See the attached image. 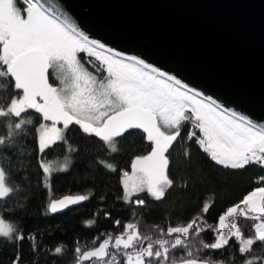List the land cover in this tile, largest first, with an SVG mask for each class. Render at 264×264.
<instances>
[{
  "label": "snow or ice",
  "instance_id": "snow-or-ice-1",
  "mask_svg": "<svg viewBox=\"0 0 264 264\" xmlns=\"http://www.w3.org/2000/svg\"><path fill=\"white\" fill-rule=\"evenodd\" d=\"M73 128L105 153L106 158L92 161L96 174L117 175V199L134 219L114 220L116 231L94 236L91 246L77 241L70 264H264V177L215 224L204 218L212 207L208 203L185 223L142 225L135 219L137 209L147 208L149 200L163 201L175 186L170 157L178 144L185 145L188 163L191 142L225 170L264 169V123L222 106L138 56L91 39L41 0H0V243L16 249L9 264H22L25 241L38 264L42 247L35 233L26 234L4 217L7 201L19 204L27 195L15 177L34 165L48 191L54 174L71 166L54 168L48 153L59 148L65 160L77 153L69 142ZM134 134L149 150L130 161V170L110 163L119 139ZM26 158H31L27 167ZM89 199V194L51 199L46 214ZM103 215L111 217L110 212ZM86 224L92 227L95 220ZM206 232L212 233L211 242L203 239ZM68 251L65 246L52 249V264ZM215 254H227V259H215Z\"/></svg>",
  "mask_w": 264,
  "mask_h": 264
},
{
  "label": "water",
  "instance_id": "water-1",
  "mask_svg": "<svg viewBox=\"0 0 264 264\" xmlns=\"http://www.w3.org/2000/svg\"><path fill=\"white\" fill-rule=\"evenodd\" d=\"M41 2L91 39L264 123V0Z\"/></svg>",
  "mask_w": 264,
  "mask_h": 264
},
{
  "label": "trees",
  "instance_id": "trees-1",
  "mask_svg": "<svg viewBox=\"0 0 264 264\" xmlns=\"http://www.w3.org/2000/svg\"><path fill=\"white\" fill-rule=\"evenodd\" d=\"M182 134L186 136L187 131ZM69 142L78 151L69 154L68 160H65V153L59 148L50 151L47 156V159L53 162L54 168L70 163L69 171L54 174L50 189L45 191L38 181L36 167H28L27 171L21 172L26 179L21 180V175L15 177L21 184L22 191L27 193L26 197L21 196L19 200L23 208L21 209L14 200L7 201L3 206L4 217L8 222L19 226L26 234L37 235V243L42 246L35 257L38 264H52L53 257L50 253L57 246H65L69 251L65 256L56 258L55 264H70V250L77 241L80 246H91L94 236L116 231L114 220L119 219L122 223H127L134 219L126 205L117 199L121 194L117 175L105 174L103 170L96 174L97 170L92 161L96 157L106 158L105 153L94 143L86 142L75 128L69 133ZM26 143L31 145L32 142L29 139ZM187 146L191 151L190 163L185 162L183 156L185 145L178 144L172 150L170 176L174 179L175 186L168 191L165 199L161 202L149 200L147 208L137 209L135 219H139L142 225L185 223L199 212L204 203L212 205L204 218L208 224H215L218 216L227 207L258 186L256 182L260 177H264V169L259 166H248L245 170H225L211 162L198 145L188 142ZM117 147L118 152L109 162L127 170H130L128 166L135 156L145 154L149 150L138 134L119 139ZM30 159L26 158V167ZM185 182L188 186L181 187ZM43 184H47V180H44ZM80 194H89L90 199L62 213L46 214V205L51 199ZM8 209L14 211L9 212ZM104 212H110L111 217L105 218ZM89 220H95L94 226H87L86 222ZM203 239L211 242L212 233H204ZM15 254V247L0 243V264H9L10 258ZM214 258L227 259V254L223 257L215 254ZM22 264H35L28 241H25L22 247Z\"/></svg>",
  "mask_w": 264,
  "mask_h": 264
},
{
  "label": "rangeland",
  "instance_id": "rangeland-1",
  "mask_svg": "<svg viewBox=\"0 0 264 264\" xmlns=\"http://www.w3.org/2000/svg\"><path fill=\"white\" fill-rule=\"evenodd\" d=\"M59 126V125H58Z\"/></svg>",
  "mask_w": 264,
  "mask_h": 264
}]
</instances>
